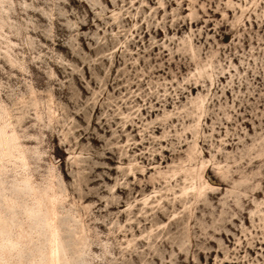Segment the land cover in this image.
<instances>
[{
    "label": "rangeland",
    "instance_id": "1",
    "mask_svg": "<svg viewBox=\"0 0 264 264\" xmlns=\"http://www.w3.org/2000/svg\"><path fill=\"white\" fill-rule=\"evenodd\" d=\"M12 133L0 264H264V0H0Z\"/></svg>",
    "mask_w": 264,
    "mask_h": 264
},
{
    "label": "bare ground",
    "instance_id": "2",
    "mask_svg": "<svg viewBox=\"0 0 264 264\" xmlns=\"http://www.w3.org/2000/svg\"><path fill=\"white\" fill-rule=\"evenodd\" d=\"M17 140H18V136L15 133H12L11 136L8 138H3L0 136V143L4 144L5 147L9 149L10 153L15 154V150H17L19 152V155L22 156L24 158V160H26L24 152L22 151V146L20 145V143L17 142ZM52 203H53V205H55L54 201H52ZM5 220L6 219L3 218V221H5ZM53 220L55 221V216L53 217ZM57 250H58L57 248L54 249L55 254H56V252H58ZM59 259H58V262H59Z\"/></svg>",
    "mask_w": 264,
    "mask_h": 264
}]
</instances>
